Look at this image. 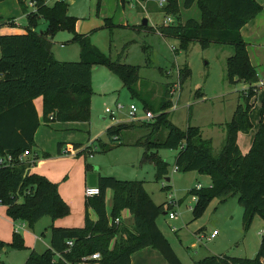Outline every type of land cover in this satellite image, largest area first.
Listing matches in <instances>:
<instances>
[{
  "label": "trees",
  "instance_id": "trees-1",
  "mask_svg": "<svg viewBox=\"0 0 264 264\" xmlns=\"http://www.w3.org/2000/svg\"><path fill=\"white\" fill-rule=\"evenodd\" d=\"M35 1L36 11L27 14L28 25L24 32L0 33V155L17 157L24 150L33 152L34 135L40 125L33 103L37 97H42V113L47 122H86L90 115L93 65L106 66L132 96L143 101L144 110L154 109L137 88V68L119 60L111 61L91 45L87 37L76 33L75 17L68 15L64 0H56L52 5L45 0ZM194 2L201 12L200 21L189 18L176 24L145 27L165 38L177 39L182 48L194 41L202 47L232 46L234 52L226 61L228 79L255 83L257 72L249 60L240 29L262 6L255 0H182V5L189 8ZM160 10L179 19V0H165ZM39 17L47 22L45 32L33 29ZM9 21L8 26L15 25ZM60 30L73 32V39L81 44L79 60L60 61L54 57L50 38ZM187 74L185 67L178 69L179 80ZM248 90L243 97L244 104L236 106L232 120L225 125L224 142L217 154L213 153L211 140L202 138L198 127L187 126L182 130L170 122L168 112H162L168 105V85L164 86L161 101L154 109L158 113L151 120L110 125L105 134L113 142L126 143L122 137L124 130L147 128L148 132L137 137L132 145L143 147L141 161L152 163L157 177L167 172V162L151 151L154 148L179 149L174 160L177 171H197L210 177L209 187L188 191L189 195L197 197L192 208L195 217L210 199L224 200L237 195L249 225L256 213L264 220V119L261 116L251 146L243 154L236 137L238 132L247 133L252 127L249 100L254 93L252 88ZM260 113L264 114V95ZM160 130L166 132L161 135ZM62 145L58 143V148ZM80 146L71 143L67 149L72 151ZM106 147L103 143L101 148ZM91 151L90 146H86L77 155ZM27 168V161L19 160L0 167V205L6 207L10 218L32 226L43 216L52 219L65 216L68 207L57 185L42 175L30 173ZM89 168L86 164V169ZM96 186L99 194L86 200V206L93 209L96 219L86 216L82 227L51 226L49 247L41 253L31 250L24 264H75L94 252L100 254V259L95 260L98 264H130L131 254L148 246L157 249L168 264H183L156 224V218L167 212L164 203L155 204L143 190L141 181L98 175ZM108 189L113 191L109 212L105 206ZM125 209L132 215L131 226L114 221ZM13 237L15 242H22L18 232L14 231ZM67 240H72L71 246L67 245ZM4 245L0 239V251ZM16 246L22 245L17 243ZM192 264H264V227L255 257L210 255Z\"/></svg>",
  "mask_w": 264,
  "mask_h": 264
},
{
  "label": "rangeland",
  "instance_id": "rangeland-1",
  "mask_svg": "<svg viewBox=\"0 0 264 264\" xmlns=\"http://www.w3.org/2000/svg\"><path fill=\"white\" fill-rule=\"evenodd\" d=\"M28 1L23 0L21 3L19 0H0V28L6 27L3 23L9 19L17 21L18 24L7 26L6 32H24L28 25L26 14L32 11ZM55 1L45 0V3L52 5ZM64 1L68 15L75 17L76 33L87 37L89 43L111 61L119 60L122 64L137 68V88L142 98L154 106V109L161 101L164 86L168 85V105L162 112H168L170 122L182 130L187 126L198 127L202 138L211 140L214 154L223 145L226 123L232 120L236 106L244 104L243 97L252 88L254 95L249 100L252 127L247 133L240 134L238 141L242 150L248 152V139L250 136L253 139L261 116L264 119V114L260 113L264 87L258 91L254 83L246 84L237 78L233 82L228 79L226 61L233 54V47L221 44L202 47L199 42L194 41L182 48L177 39L165 38L141 25L144 18L148 21V27L161 25L166 16L171 17L174 24L189 18L200 21L201 12L196 2L189 8H184L182 0H179L180 16L177 19L175 15H165L160 10L162 6L158 4L159 0ZM255 1L262 8L245 23L240 34L246 44L251 64L264 80V0ZM33 29L36 32H45L47 22L39 17ZM50 39L52 53L57 60L80 59L81 44L73 39V32L60 30ZM183 67L188 74L179 80L178 69ZM117 103L123 108L114 117L107 115L105 109L115 110ZM130 104L137 108L136 119H141L145 111L143 101L132 96L121 80L104 65L92 66L90 115L86 122H67V125L47 122L43 118L40 103L38 140H43L47 147H56L54 138L57 134L64 136L65 133H68L67 139L70 141L85 143L91 138L95 142L91 155L72 156L61 152L60 157L71 156L73 161L70 165L64 158L55 160L51 165L55 175H59L69 166L71 170L73 168L72 189L78 191L80 174L88 163L90 173L141 181L143 190L155 204L172 198L176 202L175 218L169 219L167 213L161 214L156 218V224L183 264H192L210 255L255 257L264 227V220L259 213L247 225L243 209L237 202V195H232L224 200L217 197L210 199L195 217L189 208L194 207L195 203L188 191L195 188L196 184L209 187L211 182L207 174L177 171L174 160L179 149L154 148L151 151L167 162V172L157 177L154 165L141 161L143 148L116 144V141H111L105 134L107 126L131 121L132 118L128 115ZM154 109L150 110L156 115L158 112ZM58 126L60 129H69L56 131ZM147 132V128H128L123 131L122 137L127 141V137H139ZM165 132L160 130L161 135ZM98 139L101 145L107 144L105 149L102 150L99 146ZM33 152L39 154L40 148L35 146ZM42 168L40 166L36 171L39 175L44 171ZM64 175L65 173L60 179ZM9 220L6 208L0 205V239L5 242L0 251V264H24L31 250L41 253L49 247V223L46 222L51 219L48 216L41 217L32 226L22 221L24 229L18 230L22 242H15L13 226ZM213 230H216L217 235L210 238ZM34 235L39 239L35 240ZM15 243L22 246L17 247Z\"/></svg>",
  "mask_w": 264,
  "mask_h": 264
},
{
  "label": "crops",
  "instance_id": "crops-1",
  "mask_svg": "<svg viewBox=\"0 0 264 264\" xmlns=\"http://www.w3.org/2000/svg\"><path fill=\"white\" fill-rule=\"evenodd\" d=\"M8 21H9V19L6 20L3 23V26L7 27L8 26ZM15 24H18L17 21H15ZM6 27H1L0 28V33L1 34L9 33V32L5 31ZM91 76H92V74H91ZM260 81L264 82V80L257 73V81L254 83V86L257 87L258 91H259V89H262L264 87V85H260L259 84ZM33 103H34L36 112L38 114V111H39L38 109L40 107V103L42 105L41 97L35 98L33 100ZM38 117H39V115H38ZM52 122L57 123V125H62V124H65L67 122H77V121H65V122L52 121ZM123 122H127V121H123ZM60 123H62V124H60ZM65 125H67V124H65ZM39 129H40V127H38L36 132H35L34 141H35L36 147L40 148V153L38 154V153L35 152V154H36V162L29 168L28 171L30 173H37L36 171L38 170V167L42 166L43 167L42 169H44L42 174H44V175H42V174H40V175L46 177L49 181H51L52 183H55L57 185L58 193H59L61 199L64 201V203L68 207V213L65 216L58 217L56 219H52L50 216H48L51 219L49 221L47 220V222H46V223H49V225H48V230H49L48 235H49V242H50V236H51V231H50L51 228L50 227L51 226H54V227H66V228L82 227L84 225V220H85L86 216H88L92 220L96 219V214L93 211V209L91 207H87L86 206L87 197L84 195V188L88 185V175H89L90 171L87 170L86 167H85L84 170H82V172L80 174V178L78 180L79 189H78V191H73L72 186L74 184L71 181L73 168L71 170L70 169L71 167L69 166L66 170L62 171L59 175H55V173L51 169V165L53 164V162L55 160H57V161L63 160L61 158H64V160L68 161L70 163V165H71V163L73 161V158L71 156H67V157H60L59 156L61 154V152H63V150L65 148L67 149L68 144L78 143V144L81 145L79 148L73 149L72 151H69L67 149L69 154H71L72 156L73 155L75 156V155H77V153L80 150H82L85 146H87L89 144L91 145L90 146L91 150H93L92 146H93V144H95V142H93L94 139L91 140V138H88V140L85 143L77 142V141H70V140L67 139L68 133H67V135L65 133L66 136L65 135L62 136L60 134H57V136L54 138V141L56 140V142H55L56 143V147H53V146L52 147L51 146L47 147L44 144L43 140H41V141L38 140V137H39L38 136V131H39ZM67 129H69V128L64 127L63 129H60L59 126H58V128H56V131H60V130L62 131V130H67ZM70 129H72V128H70ZM240 134H242V132H238L237 133L236 141H237V144H238L241 152L242 153H246V152H244L242 150V148L240 147L239 142H238L239 139H240V136H239ZM136 138H137L136 136L127 137V141H125L126 143L120 142V141H116V144L123 143L125 146L137 147V148H141L142 149L143 147H141V146L132 145L133 141ZM253 138H254V136H253ZM58 139H59V141H57ZM248 140L249 141L246 144V146H247L246 148L251 146V143L253 141L252 136H250V138ZM97 141L99 143V146L102 147V145L100 143V139H98ZM58 143H62L63 145L60 148H58ZM106 146H107V144H106ZM92 152L93 151H91V153H87V154L91 155ZM44 153L48 154V156H45ZM87 154H85V155H87ZM43 159H45V160H43ZM70 170H71V172H69ZM64 173H65L64 177L62 179H60ZM37 174H39V173H37ZM95 174H96V178H97L98 175H100L97 172H95ZM60 180H62V181H60ZM107 197H108V199H107ZM112 197H113V191L108 189L106 191V193H105V206L108 203V208H106L108 212L110 211L111 206H112ZM2 206H4V205H2ZM119 218H120V222L123 225L131 226V224H132V215L129 213V211L127 209L122 211L121 216ZM9 222L13 226V231L15 230L16 226H17V230L24 229V223H22V220L13 221L10 218ZM42 234H44V233H42ZM34 238H35V240L39 239V237H37L36 235H34ZM114 240L111 241V246L113 245ZM82 264H98V262L95 261V260H87V261H84ZM130 264H168V263L163 258V256L159 253V251L157 249H155V248H153L151 246H148V247H145L143 249H140V250L135 251L134 253H132L131 256H130Z\"/></svg>",
  "mask_w": 264,
  "mask_h": 264
},
{
  "label": "built area",
  "instance_id": "built-area-1",
  "mask_svg": "<svg viewBox=\"0 0 264 264\" xmlns=\"http://www.w3.org/2000/svg\"><path fill=\"white\" fill-rule=\"evenodd\" d=\"M158 4L160 6H163L165 4V0H159ZM28 6L32 8V11L29 13L36 11V1L35 0H29ZM29 13H27V14H29ZM11 21L15 24V20H11ZM8 22H10V21H8ZM169 23H172V19H171V17L166 16L164 24H169ZM259 84L264 85V82L260 81ZM175 107H176V105L173 108H175ZM122 108H123V106L120 103H117L115 106V110L111 109V108H106L105 113L107 115L114 117L116 115V113L118 111H120ZM136 111H137L136 106L134 104H130L129 108H128V115L132 118L131 121L151 120L154 117V113L151 110H145L143 117L141 119H136V117H135ZM51 118L52 117L50 116V119ZM63 152L69 153L66 148L63 150ZM14 160H19V161H23V162L27 161V163H28L27 170H29V168L36 162V154L34 152H32L31 150H29V152L27 150H24L17 157H12L11 155H8V154L7 155H0V167L1 166H7V165L11 164ZM175 170H176V167H175ZM201 187L202 186L200 184H196V186H195L196 189H200ZM26 192H29V191H26ZM98 194H99V188L96 185L95 186L87 185L84 189V195L86 197H92V196H96ZM196 199H197V197L195 195H192V200L194 201V203H195ZM175 206H176V202L172 198H170L164 202V208L167 211L166 213H167L169 219H174L176 216L175 211H174ZM189 208L192 210L193 206L192 207L190 206ZM114 221L119 222L120 218L117 217L114 219ZM14 231L18 232L17 226L15 227ZM216 234H217L216 230H213L209 237L213 238ZM66 243H67V245L71 246L72 240H67ZM99 259H100L99 252H94V253L90 254L89 256L83 257L79 262H77L75 264H82L84 261H87V260H99Z\"/></svg>",
  "mask_w": 264,
  "mask_h": 264
},
{
  "label": "water",
  "instance_id": "water-1",
  "mask_svg": "<svg viewBox=\"0 0 264 264\" xmlns=\"http://www.w3.org/2000/svg\"><path fill=\"white\" fill-rule=\"evenodd\" d=\"M147 19L146 18H144L143 20H142V23H141V25L142 26H146L147 25ZM167 181L169 180L168 178L166 179ZM97 184V178H96V174L95 173H90L89 175H88V185L89 186H95Z\"/></svg>",
  "mask_w": 264,
  "mask_h": 264
}]
</instances>
